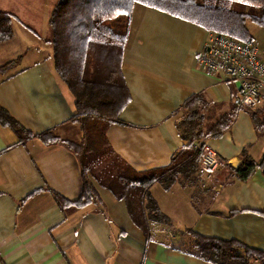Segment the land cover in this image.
<instances>
[{"label":"crops","instance_id":"obj_1","mask_svg":"<svg viewBox=\"0 0 264 264\" xmlns=\"http://www.w3.org/2000/svg\"><path fill=\"white\" fill-rule=\"evenodd\" d=\"M59 1L0 0V9L16 16L14 37L0 43V67L20 57L7 72L0 69V107L34 132L54 128L60 137L78 142L83 133L72 120L76 99L55 68L51 42L49 18ZM209 33L183 17L135 4L123 54L131 101L121 114L124 123L113 124L107 136L137 171L168 166L188 143L178 123L189 97L203 93L226 111L239 93V82L200 63ZM17 141L13 129L0 124V264H213L168 245L186 228L264 249L262 169L245 182L231 178L226 169L227 182L202 179L195 190L153 184L151 193L172 226L152 222L148 238L126 202L102 187L101 202L65 212L53 192L71 200L80 196L77 156L63 144ZM206 142L229 166L240 165L247 147L256 160L264 155V137L249 109L238 110L232 126Z\"/></svg>","mask_w":264,"mask_h":264},{"label":"trees","instance_id":"obj_2","mask_svg":"<svg viewBox=\"0 0 264 264\" xmlns=\"http://www.w3.org/2000/svg\"><path fill=\"white\" fill-rule=\"evenodd\" d=\"M232 1L252 8L201 0H60L53 7L49 25L55 68L75 96L72 120L80 125L82 138L78 142L64 139L54 128L34 132L3 107H0V124L13 129L17 143L38 138L45 145L63 144L77 156L83 178L80 196L71 200L53 192L65 212L101 202L99 187H102L126 202L131 218L148 238L152 222L172 226L171 218L152 195L151 186L157 182L166 189L175 183L182 187L198 186L202 181L199 173L202 152L195 144L208 137H221L243 108L232 99L230 109L222 111V104L209 101L203 93L192 95L182 105L184 116L178 123L179 132L188 143L173 154L168 166L146 171L134 169L115 151L107 136L113 124L124 123L121 114L131 101L123 73V54L132 12L136 3H142L193 21L209 31L241 40L254 39L248 22L264 26V0ZM15 17L0 9V43L14 37ZM113 18L116 21L109 23ZM19 58L1 65V71L13 68ZM244 109L251 111L257 132L264 137V104L257 109ZM226 169L231 178L245 182L257 169L264 172V155L256 160L248 147L244 148L240 165ZM226 169L212 180L227 182ZM176 235L177 239L168 243L169 246L213 264H264V249L237 239L206 236L192 228Z\"/></svg>","mask_w":264,"mask_h":264},{"label":"built area","instance_id":"obj_3","mask_svg":"<svg viewBox=\"0 0 264 264\" xmlns=\"http://www.w3.org/2000/svg\"><path fill=\"white\" fill-rule=\"evenodd\" d=\"M198 59L206 70L239 82L240 91L233 97L239 108L257 109L264 104V51L254 39L241 40L210 31ZM195 148L202 152L199 173L204 181L212 180L229 166V161L205 139Z\"/></svg>","mask_w":264,"mask_h":264},{"label":"rangeland","instance_id":"obj_4","mask_svg":"<svg viewBox=\"0 0 264 264\" xmlns=\"http://www.w3.org/2000/svg\"><path fill=\"white\" fill-rule=\"evenodd\" d=\"M202 2H207V3H210V4H216V5H226V6H234V7H237V8H242V9H251L252 7L251 6H248V5H245V4H242V3H237V2H234L232 0H201ZM114 21H116V18H113L109 21V23H114ZM248 26L254 36V41L261 47L264 46V26L262 25H258L256 24L255 22L253 21H249L248 22ZM262 49V48H261ZM159 183V182H157ZM161 186V184H158ZM163 185V184H162ZM158 186H154L152 188V190L154 192H157V190L159 188H157ZM188 187H191L192 189H198L197 187L198 186H188ZM200 196V193L197 192L196 194V197H199ZM199 200L201 201V198H199ZM208 206H215L214 204L212 205H208ZM166 227V226H165ZM168 228H170L168 226ZM167 234H162L161 236H165L166 237ZM168 236V235H167ZM167 238V237H166Z\"/></svg>","mask_w":264,"mask_h":264}]
</instances>
